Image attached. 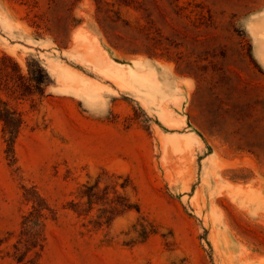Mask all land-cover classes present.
I'll return each mask as SVG.
<instances>
[{
	"label": "rangeland",
	"instance_id": "1",
	"mask_svg": "<svg viewBox=\"0 0 264 264\" xmlns=\"http://www.w3.org/2000/svg\"><path fill=\"white\" fill-rule=\"evenodd\" d=\"M0 264H264V0H0Z\"/></svg>",
	"mask_w": 264,
	"mask_h": 264
}]
</instances>
